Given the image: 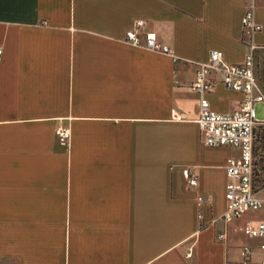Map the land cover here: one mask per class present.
Here are the masks:
<instances>
[{"label":"crops","instance_id":"obj_1","mask_svg":"<svg viewBox=\"0 0 264 264\" xmlns=\"http://www.w3.org/2000/svg\"><path fill=\"white\" fill-rule=\"evenodd\" d=\"M249 8L264 47V0H0V264H246L244 246L261 259L242 231L259 213L219 219L240 151L203 144L190 89L210 51L243 62ZM149 31L175 60L144 48ZM208 79L211 108L236 110L241 94Z\"/></svg>","mask_w":264,"mask_h":264},{"label":"built area","instance_id":"obj_2","mask_svg":"<svg viewBox=\"0 0 264 264\" xmlns=\"http://www.w3.org/2000/svg\"><path fill=\"white\" fill-rule=\"evenodd\" d=\"M252 8H249L241 19L243 37L247 41L248 52L240 64L228 63L224 60L221 51L212 50L208 59L200 62V67L195 72L190 89L200 95L199 111L196 122L202 132L205 146L230 147L239 150V157L228 159L225 173L227 184L225 185V210L219 219L225 223L241 218L248 213L264 212V153L257 147L258 139L256 129L264 127V119L259 120L256 105H264V92L259 87L255 76V52L264 47L253 43L252 37L261 31V26L255 22ZM144 26L142 21H134L132 28L126 32V41L138 46L139 34ZM144 48L152 53L164 54L175 60L172 49L159 41L152 31L142 33ZM2 50L0 48V55ZM212 71L221 74V84L226 90L241 94L242 101L236 110L226 113H218L213 110L206 98L212 90L213 83L208 79ZM56 136L60 143H67L70 133L67 128H58ZM187 185L195 186L197 178L189 174L188 169L182 171ZM202 199H199L200 203ZM202 214H198L201 219ZM247 239H259L261 259L252 261V249L244 246L241 255L246 264H264V215L249 219L242 227ZM224 235H220L222 239Z\"/></svg>","mask_w":264,"mask_h":264},{"label":"rangeland","instance_id":"obj_3","mask_svg":"<svg viewBox=\"0 0 264 264\" xmlns=\"http://www.w3.org/2000/svg\"><path fill=\"white\" fill-rule=\"evenodd\" d=\"M262 63H263V60H262ZM256 112H257V117H258L259 120L264 119V105L263 104L256 105ZM262 132H264V129L257 131V134H258L257 136L258 137H260V136L263 137L264 133H262ZM257 147L263 148L264 147V142L261 143V145H257ZM261 195L264 196V190H263ZM257 216H261V214H259V215L258 214H250V217H257Z\"/></svg>","mask_w":264,"mask_h":264},{"label":"trees","instance_id":"obj_4","mask_svg":"<svg viewBox=\"0 0 264 264\" xmlns=\"http://www.w3.org/2000/svg\"><path fill=\"white\" fill-rule=\"evenodd\" d=\"M263 129H264V127H258V128L256 129V136L258 135V134H257V131H259V130H263ZM262 133H264V132H262ZM257 139H258V144H257V145H261V143L264 142V136H263V137H261V136L258 137V136H257ZM259 149L261 150V153H264V147H263V148L260 147ZM263 162H264V159L261 158V159H260V163L263 164Z\"/></svg>","mask_w":264,"mask_h":264}]
</instances>
